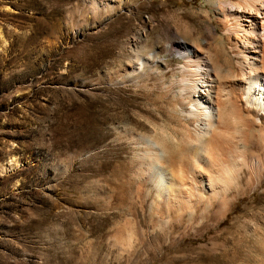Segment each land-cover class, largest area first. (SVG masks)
Wrapping results in <instances>:
<instances>
[{
    "label": "rangeland",
    "instance_id": "1",
    "mask_svg": "<svg viewBox=\"0 0 264 264\" xmlns=\"http://www.w3.org/2000/svg\"><path fill=\"white\" fill-rule=\"evenodd\" d=\"M96 1L0 0V264H241L257 238L235 220L252 194L174 241L131 178L134 132L148 129L137 110L173 125L166 101L134 87V53L202 42L213 0ZM161 58L178 73L176 51Z\"/></svg>",
    "mask_w": 264,
    "mask_h": 264
},
{
    "label": "bare ground",
    "instance_id": "2",
    "mask_svg": "<svg viewBox=\"0 0 264 264\" xmlns=\"http://www.w3.org/2000/svg\"><path fill=\"white\" fill-rule=\"evenodd\" d=\"M198 16L206 29L202 42L181 37L140 44L134 53V87L166 101L163 112L173 125L137 110L148 129L134 132L131 178L157 220L152 228L174 241L209 222L222 226L252 194L249 212L235 220L257 238L242 262L264 264V203L253 204L257 191L264 195V0H213ZM173 51L178 73L161 58Z\"/></svg>",
    "mask_w": 264,
    "mask_h": 264
}]
</instances>
